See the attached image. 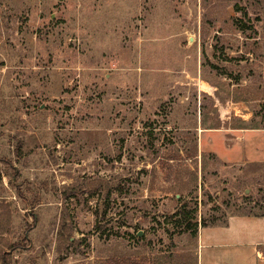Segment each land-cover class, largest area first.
<instances>
[{
    "label": "rangeland",
    "instance_id": "1",
    "mask_svg": "<svg viewBox=\"0 0 264 264\" xmlns=\"http://www.w3.org/2000/svg\"><path fill=\"white\" fill-rule=\"evenodd\" d=\"M216 129L264 130V0H0V264H195L264 215Z\"/></svg>",
    "mask_w": 264,
    "mask_h": 264
},
{
    "label": "crops",
    "instance_id": "2",
    "mask_svg": "<svg viewBox=\"0 0 264 264\" xmlns=\"http://www.w3.org/2000/svg\"><path fill=\"white\" fill-rule=\"evenodd\" d=\"M211 132L225 137L220 147L205 139L207 151L222 164H264V130L216 129L203 134ZM194 259L195 264H264V215H230L221 224L200 227Z\"/></svg>",
    "mask_w": 264,
    "mask_h": 264
},
{
    "label": "trees",
    "instance_id": "3",
    "mask_svg": "<svg viewBox=\"0 0 264 264\" xmlns=\"http://www.w3.org/2000/svg\"><path fill=\"white\" fill-rule=\"evenodd\" d=\"M186 226L188 227L189 226V224H186ZM201 227H204L203 225H201ZM189 228V227H188ZM196 235H197V225H196V227H195V229L193 230V231H191V236L193 237V238H196ZM194 261H195V259H194ZM117 264H124V262H117ZM125 264H131L130 262H126Z\"/></svg>",
    "mask_w": 264,
    "mask_h": 264
}]
</instances>
